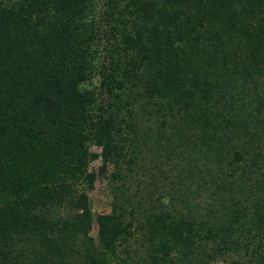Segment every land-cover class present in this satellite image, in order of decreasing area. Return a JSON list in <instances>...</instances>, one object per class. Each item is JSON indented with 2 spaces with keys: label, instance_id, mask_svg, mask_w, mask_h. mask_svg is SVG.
Listing matches in <instances>:
<instances>
[{
  "label": "trees",
  "instance_id": "trees-1",
  "mask_svg": "<svg viewBox=\"0 0 264 264\" xmlns=\"http://www.w3.org/2000/svg\"><path fill=\"white\" fill-rule=\"evenodd\" d=\"M95 1L0 0V264H264V0Z\"/></svg>",
  "mask_w": 264,
  "mask_h": 264
},
{
  "label": "rangeland",
  "instance_id": "rangeland-1",
  "mask_svg": "<svg viewBox=\"0 0 264 264\" xmlns=\"http://www.w3.org/2000/svg\"><path fill=\"white\" fill-rule=\"evenodd\" d=\"M102 12V5L100 0L95 1V14L100 15ZM99 76L94 73L90 79L89 86L98 87ZM93 151H98L99 147L96 144L90 145ZM100 161L98 158L92 159L88 164V169L95 173L93 185L86 189L88 196L89 206L95 212H105L109 209L110 193L108 191L107 180L105 178L106 172H99L98 165ZM95 227V226H94ZM94 232V228L92 230ZM91 231V233H93ZM235 256H231L224 260L216 259L212 264H238Z\"/></svg>",
  "mask_w": 264,
  "mask_h": 264
}]
</instances>
